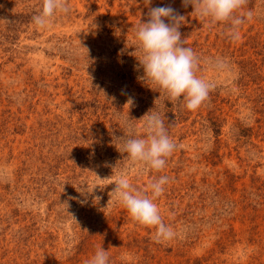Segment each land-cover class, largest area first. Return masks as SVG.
<instances>
[{"label":"rangeland","instance_id":"obj_1","mask_svg":"<svg viewBox=\"0 0 264 264\" xmlns=\"http://www.w3.org/2000/svg\"><path fill=\"white\" fill-rule=\"evenodd\" d=\"M41 4L0 0V264H85L100 246L109 264H264V0L238 39L182 0H67L42 29ZM165 5L213 85L194 111L138 80L135 26ZM150 109L176 145L160 172L119 152ZM121 172L139 190L169 178L155 203L174 238L154 242L110 199Z\"/></svg>","mask_w":264,"mask_h":264},{"label":"clouds","instance_id":"obj_2","mask_svg":"<svg viewBox=\"0 0 264 264\" xmlns=\"http://www.w3.org/2000/svg\"><path fill=\"white\" fill-rule=\"evenodd\" d=\"M151 0H147V5ZM248 0H182V6H191L190 14L199 18L206 27L223 25L232 39L239 38V28L245 19H251V10L243 12ZM67 0H42L37 14L32 17L38 28H45L58 13H67ZM240 13V14H237ZM186 17L170 5L149 8L146 19L140 20L133 33L134 55L137 69L142 70L138 80L168 102H182L187 110H196L208 98L213 85L197 73L200 58L184 44L180 28ZM209 64L219 69L224 61L209 59ZM158 96V97H159ZM128 108L134 104L129 98ZM143 135H137L129 125L127 138H123L120 153L129 166L140 165L147 171L160 172L175 150V143L167 133L164 120L159 112L150 109L142 118ZM169 183L167 176H160L149 182L144 190L133 186L126 172H121L112 183L110 199L119 203L128 213L130 220L141 227L153 228V240L164 243L175 236L173 229L166 225L155 201L164 193ZM96 187H93V189ZM102 190V189H101ZM82 195L87 191H78ZM99 201L100 197H94ZM85 264H109V254L101 246Z\"/></svg>","mask_w":264,"mask_h":264}]
</instances>
